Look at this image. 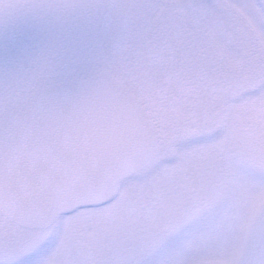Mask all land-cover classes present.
Segmentation results:
<instances>
[{
    "label": "rangeland",
    "instance_id": "obj_1",
    "mask_svg": "<svg viewBox=\"0 0 264 264\" xmlns=\"http://www.w3.org/2000/svg\"><path fill=\"white\" fill-rule=\"evenodd\" d=\"M126 3L128 33L104 67L150 111L160 149L114 200L56 226L0 216V261L25 250L12 264H264V0ZM54 63V74L65 70ZM226 168L241 176L237 187H222ZM225 189L234 203L219 202ZM205 203L217 212L196 217L206 230L193 252L190 218ZM248 231L258 243L244 251Z\"/></svg>",
    "mask_w": 264,
    "mask_h": 264
},
{
    "label": "water",
    "instance_id": "obj_2",
    "mask_svg": "<svg viewBox=\"0 0 264 264\" xmlns=\"http://www.w3.org/2000/svg\"><path fill=\"white\" fill-rule=\"evenodd\" d=\"M158 135L109 70L40 84L0 110V213L42 228L61 213L107 202L156 156Z\"/></svg>",
    "mask_w": 264,
    "mask_h": 264
},
{
    "label": "flooded vegetation",
    "instance_id": "obj_3",
    "mask_svg": "<svg viewBox=\"0 0 264 264\" xmlns=\"http://www.w3.org/2000/svg\"><path fill=\"white\" fill-rule=\"evenodd\" d=\"M130 22V9L126 0H0V110L6 101H22L40 84L69 77H87L101 70H109L104 67L105 60L110 59L120 47L124 35L128 33ZM156 31L160 36V29ZM55 60H60L65 70L54 74ZM147 111L152 117L150 111L148 109ZM206 115L201 113L199 117ZM238 174L235 175L228 168L223 169L222 187L227 185L229 188L233 184L237 187L241 178ZM131 176L132 174L125 179ZM125 179L121 181L117 193L110 201L121 193ZM222 191L224 197L219 202L224 200L228 203L235 202L233 189L231 192L228 189ZM91 207L96 206L79 207L60 214L47 227L56 226L57 219H61L63 215ZM197 208L200 210L196 209L195 215L190 218L191 231L188 243L185 244V248L193 252L195 248L203 249L195 246L197 237L202 238L206 230L198 231V221L206 219L207 222L217 212L211 203L197 205ZM0 216L7 220L1 213ZM7 221L18 227L27 228ZM211 224L213 226L212 222ZM52 235L48 234L43 241H49ZM244 235L246 237L242 239L244 240L242 248L246 251V241L251 245L252 240L256 241L257 234L248 231ZM184 239L182 237L180 241L184 243ZM41 242H36V247L40 246ZM256 243L258 242H254V245ZM24 251L18 253L21 254L19 258L2 260L0 264L24 261L27 254ZM194 256L192 253L190 257L194 259ZM38 259L30 258L31 261Z\"/></svg>",
    "mask_w": 264,
    "mask_h": 264
}]
</instances>
